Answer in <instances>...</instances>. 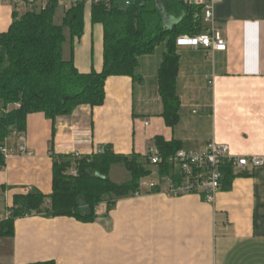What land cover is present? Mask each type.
<instances>
[{
  "label": "crops",
  "instance_id": "crops-1",
  "mask_svg": "<svg viewBox=\"0 0 264 264\" xmlns=\"http://www.w3.org/2000/svg\"><path fill=\"white\" fill-rule=\"evenodd\" d=\"M30 8L0 0V33L10 27L15 11L21 15ZM213 10L227 49L179 46L181 107L175 127L162 116L161 44L139 59L143 82L130 76L107 79L104 105H83L55 120L44 113L28 116L24 134L32 154L6 156L0 169V217L19 193H52V153L90 155L107 146L117 154L145 156L160 136L186 150L203 151L215 141L235 155L264 157V0H215ZM162 15L166 28L178 22ZM65 33L64 59H73L80 72L101 71L104 28L92 23L91 3L85 6L82 37L73 40L68 28ZM18 144L12 135L4 146L16 151ZM246 172L230 189H221L214 202L197 193L169 195L163 188L171 175L150 174L141 180L140 194L118 199L111 209L101 203L94 222L19 217L13 236L0 235V264H264V165ZM147 180L158 185H143Z\"/></svg>",
  "mask_w": 264,
  "mask_h": 264
},
{
  "label": "trees",
  "instance_id": "trees-1",
  "mask_svg": "<svg viewBox=\"0 0 264 264\" xmlns=\"http://www.w3.org/2000/svg\"><path fill=\"white\" fill-rule=\"evenodd\" d=\"M86 4L79 2L65 8L61 24L55 22L59 0H49L45 9L35 5L21 15L15 11L10 27L0 33V169L6 164L1 147L14 132H26L30 114L44 113L55 120L71 115L83 105L92 108L104 105L107 79L130 76L143 82L138 72L139 59L161 44L165 47L158 71L162 116L170 127L180 122L178 38L195 37L208 30L202 7L188 0H92V23H100L104 28V66L101 71L84 73L73 59H64L63 45L66 28L73 40L82 37ZM163 12L178 18V22L166 28ZM155 146L164 156L182 149L179 141H166L160 136L156 137ZM52 156V193L32 189L17 194L9 209L10 216L1 224L0 235L13 236L15 220L31 215L94 222L101 203L111 209L118 199L136 195L141 180L152 172L148 154H117L107 146L104 151L90 155L52 153ZM116 164L127 169L130 175L127 181L117 183L110 178ZM72 168L77 169V175L70 173ZM160 169L163 175L178 174L167 163H162ZM240 174L248 173L246 170L236 173L232 164H227L223 168L222 189H230Z\"/></svg>",
  "mask_w": 264,
  "mask_h": 264
},
{
  "label": "built area",
  "instance_id": "built-area-1",
  "mask_svg": "<svg viewBox=\"0 0 264 264\" xmlns=\"http://www.w3.org/2000/svg\"><path fill=\"white\" fill-rule=\"evenodd\" d=\"M24 2L29 7L38 6V9H45L49 0H18ZM195 5L201 6L205 21L209 24L208 30L198 36L192 37L189 35L180 36L178 38V46L192 45L195 47L203 46L212 50L225 51L227 49V41L223 35L215 29L214 26V2L215 0H188ZM86 2L91 3L92 0H59V4L65 8L72 4ZM129 4V2L127 3ZM18 139L17 150L1 147L5 156L18 152L19 154H32L27 146V138L24 133L14 132ZM99 151H104L102 148ZM148 156L151 165L154 166L151 175L160 176L162 163H167L178 170V177H166L167 183L164 190L172 196H180L186 194H201L209 202H214L217 193L222 189L223 168L227 164H232L233 170L241 172L247 169H254L264 165V157L261 156H241L231 153L228 145L218 144L211 141L203 151L180 149L175 154L162 155L158 147H152L148 151ZM76 156H81L76 153ZM71 174L77 175V169L72 168ZM143 185L151 188L158 184L154 181H144ZM138 191L136 195L140 194ZM10 216L8 211L5 217H0V227L4 219Z\"/></svg>",
  "mask_w": 264,
  "mask_h": 264
},
{
  "label": "rangeland",
  "instance_id": "rangeland-1",
  "mask_svg": "<svg viewBox=\"0 0 264 264\" xmlns=\"http://www.w3.org/2000/svg\"><path fill=\"white\" fill-rule=\"evenodd\" d=\"M64 9H65V7L63 5H60V8L58 10V13H57L56 19H55V22L58 24L62 23V18L64 15ZM110 178L114 182L122 183V182L127 181L130 178V175H129L127 169L123 165L116 164L112 167V170L110 173Z\"/></svg>",
  "mask_w": 264,
  "mask_h": 264
},
{
  "label": "water",
  "instance_id": "water-1",
  "mask_svg": "<svg viewBox=\"0 0 264 264\" xmlns=\"http://www.w3.org/2000/svg\"><path fill=\"white\" fill-rule=\"evenodd\" d=\"M188 3H189V1H188Z\"/></svg>",
  "mask_w": 264,
  "mask_h": 264
}]
</instances>
